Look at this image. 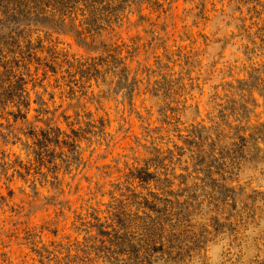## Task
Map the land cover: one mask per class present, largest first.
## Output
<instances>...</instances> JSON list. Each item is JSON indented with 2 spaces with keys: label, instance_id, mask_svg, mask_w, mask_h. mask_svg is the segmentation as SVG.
<instances>
[{
  "label": "rangeland",
  "instance_id": "374dc122",
  "mask_svg": "<svg viewBox=\"0 0 264 264\" xmlns=\"http://www.w3.org/2000/svg\"><path fill=\"white\" fill-rule=\"evenodd\" d=\"M23 4L0 0V264H137L148 206L182 251L146 264H264V0Z\"/></svg>",
  "mask_w": 264,
  "mask_h": 264
},
{
  "label": "trees",
  "instance_id": "16d2710c",
  "mask_svg": "<svg viewBox=\"0 0 264 264\" xmlns=\"http://www.w3.org/2000/svg\"><path fill=\"white\" fill-rule=\"evenodd\" d=\"M25 7L30 8L37 17L44 19H58L57 21L66 23L67 20L76 21L75 14L77 11H82L88 3L95 0H23ZM32 5V7H31ZM16 15H20L18 9H14ZM7 15L15 17L16 15ZM7 49H5V77L6 85L10 88H15L16 85L20 84L21 91L24 92L25 78L20 70L25 69L23 64L28 58H32V53H23L22 47L20 45L15 46L8 43ZM10 46H13L9 48ZM15 46V47H14ZM148 208L150 214L144 212L143 216H136V220L132 225L133 237L137 248L136 251V263L146 264L152 261L156 254L161 253L163 256L170 257V254H179L182 251L177 244L175 238L178 237V229H176V224L174 221L169 222V218L175 216L173 219L177 221H182V217L177 214L172 213L171 206L167 209V216L159 214L160 211L152 209L151 206ZM155 213L156 216L153 217L152 214ZM124 217V216H123ZM122 222V219L119 220ZM124 221L122 222L123 226ZM124 228V227H123ZM180 233V232H179Z\"/></svg>",
  "mask_w": 264,
  "mask_h": 264
}]
</instances>
